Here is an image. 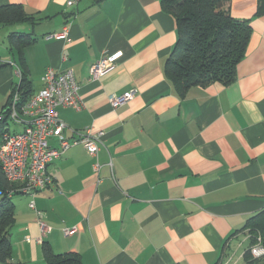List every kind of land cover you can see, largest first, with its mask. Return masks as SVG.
Here are the masks:
<instances>
[{"label": "crops", "instance_id": "1", "mask_svg": "<svg viewBox=\"0 0 264 264\" xmlns=\"http://www.w3.org/2000/svg\"><path fill=\"white\" fill-rule=\"evenodd\" d=\"M6 4L34 17L14 24L36 39L23 49L32 92L48 67L73 71L80 108L57 109L63 135L104 132L95 158L72 146L49 164L52 185L33 197L10 196L12 261L46 264L44 242L54 253L79 254L82 264L239 263V230L264 207V15H254L257 0L224 6L252 26L235 80L194 86L184 97L164 74L177 34L158 0H0ZM65 29L66 37L53 36ZM6 38L0 110L19 78ZM101 56L115 67L90 80ZM131 88L138 93L113 109L108 96ZM31 200L51 227L41 242ZM71 226L77 232L63 235Z\"/></svg>", "mask_w": 264, "mask_h": 264}, {"label": "trees", "instance_id": "2", "mask_svg": "<svg viewBox=\"0 0 264 264\" xmlns=\"http://www.w3.org/2000/svg\"><path fill=\"white\" fill-rule=\"evenodd\" d=\"M99 2L101 0H95ZM161 9L171 15L175 22L177 38L164 64L165 77L179 97H184L194 86H205L212 82L223 85L236 78L238 63L246 53L252 34L250 19L233 17L224 6L229 0H158ZM255 16L264 15V0H257ZM26 22L34 23V17L21 5L0 6V27ZM10 51L17 56L19 78L12 84L4 110L12 94L18 90L21 101L26 102L33 94L31 81L25 68L23 49L36 42L30 34L12 31L8 34ZM3 63L0 55V68ZM7 120H0V141L6 131ZM0 170V264H21L12 261L10 228L14 223V204L7 190L13 188ZM14 194H20L14 192ZM248 233L239 264H258L250 254V248L259 239L264 245V207L250 215L239 230ZM237 233V232H236ZM256 239V241L254 240ZM42 255L46 264H82L75 252L54 253L47 243H42ZM216 264H229L225 261Z\"/></svg>", "mask_w": 264, "mask_h": 264}, {"label": "built area", "instance_id": "3", "mask_svg": "<svg viewBox=\"0 0 264 264\" xmlns=\"http://www.w3.org/2000/svg\"><path fill=\"white\" fill-rule=\"evenodd\" d=\"M68 4H72V1ZM66 35V29L53 34L57 38H64ZM114 67L115 63L101 56L90 66L89 79L96 80ZM41 81V89L33 93L26 102L21 101L19 91L16 90L5 109L0 110V120H9L21 127L18 131H9L6 127L0 141V170L3 178L14 185L6 191L9 196L16 192L33 197L52 185L53 177L48 172V166L70 147L81 145L88 155L95 158L102 146L104 132L94 128L73 131L70 138L63 135L67 125L60 119L57 109L80 108L79 85L72 69L59 71L48 67L42 74ZM137 93L136 88H131L119 95L110 94L108 102L114 109L131 100ZM51 137L57 139L56 147L49 144ZM99 169L100 164L95 161L93 171L97 173ZM29 207L37 213L40 231L37 241L41 242L51 227L41 220L33 200L29 202ZM76 232V226L62 228L65 236ZM25 239L30 241L28 236ZM250 254L254 260H259L258 264H264V245L259 239L251 246Z\"/></svg>", "mask_w": 264, "mask_h": 264}, {"label": "rangeland", "instance_id": "4", "mask_svg": "<svg viewBox=\"0 0 264 264\" xmlns=\"http://www.w3.org/2000/svg\"><path fill=\"white\" fill-rule=\"evenodd\" d=\"M21 28H22L21 25H8V26H3L0 28V52H4L7 48L8 43H7L6 36L12 31H20ZM5 32L7 33L6 35H5ZM6 127L9 129V131L20 130L19 125L15 124L9 120L7 121V124L5 125V128ZM240 239H241L240 243L243 244L246 240H250L249 234L248 233H242ZM254 240L256 241V239H254ZM245 245L246 244H244V246ZM244 246H241L239 251H238V255H239V253H241V261L239 263L242 262V255H243L242 250H243ZM234 263L235 262L231 263L229 261V264H234ZM239 263H237V264H239Z\"/></svg>", "mask_w": 264, "mask_h": 264}]
</instances>
